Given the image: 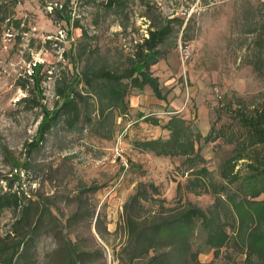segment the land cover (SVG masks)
<instances>
[{
	"label": "rangeland",
	"instance_id": "374dc122",
	"mask_svg": "<svg viewBox=\"0 0 264 264\" xmlns=\"http://www.w3.org/2000/svg\"><path fill=\"white\" fill-rule=\"evenodd\" d=\"M17 2L14 22H6L0 37L1 179L15 173L11 155L23 162L33 149L45 110L54 111L60 101L59 80L81 71L80 50L96 51L118 63L148 37L150 12L184 20L193 39L184 42L180 36L178 46L152 67L167 99H158L150 87L134 90L129 112L117 118L111 139L88 129L82 135L54 129L33 150L31 165L21 169L22 181L15 190L44 203V210L48 202L54 204L47 206L58 220L43 225L33 241L22 246L16 264H73L77 252L86 253L79 264H120L117 257L126 239L124 208L144 184L157 187L168 205L182 200L210 208L215 196L186 190L194 170L185 157H160L138 147L139 142L167 140V125L175 117L202 136L195 145L204 159L199 167H207L217 181L224 160L242 145L246 151L264 153L263 145H250L251 131L241 120L254 114L264 98V75L251 64L264 25V0H134L121 15L108 14L107 0ZM61 14H71L70 23L62 21ZM0 186L7 191L6 181ZM80 202L85 217L78 223L74 215ZM20 217L13 211L0 217V240L16 241L11 233ZM98 220L101 232L96 230ZM231 255L224 248L217 264H233ZM233 258L234 263L245 259ZM199 260L211 263L214 251L206 250Z\"/></svg>",
	"mask_w": 264,
	"mask_h": 264
},
{
	"label": "trees",
	"instance_id": "16d2710c",
	"mask_svg": "<svg viewBox=\"0 0 264 264\" xmlns=\"http://www.w3.org/2000/svg\"><path fill=\"white\" fill-rule=\"evenodd\" d=\"M132 1L107 0L106 11L109 15L125 14ZM17 4V0H0V37L6 22L9 25L14 22L12 13ZM60 18L70 23L71 14ZM150 19L148 37L143 38L131 54L119 57L118 63L96 51L87 54L80 50L77 57L83 63L81 71L59 80L56 94L60 101L54 111L45 110L40 134L31 145L33 149L28 150L27 158L21 162L4 149L6 155H11L15 173L12 177L0 178V183H7V191L0 186V217L6 211L20 212L21 217L11 233L16 241L0 240V264H16L22 246L33 241L43 225L51 226V222L58 220L48 207L54 204L48 202L44 210V203L27 198L23 189L15 190L16 184L22 181L21 169L31 165L33 150L47 141L52 130L82 135L88 129L101 138L111 139L117 118L129 112L128 98L134 90L150 87L158 99H167L152 67L178 46L180 36L184 42L193 38L189 36L190 27H185V21L180 18L167 19L150 12ZM259 31L251 64L255 72L264 75V25ZM35 101L34 106L39 107V102ZM254 112L242 115L241 120L251 131L250 145L264 146V98ZM167 128L170 131L167 140L139 142L138 147L160 157H185L189 170H194L186 190L211 193L216 201L207 210L182 200L168 205L153 184L141 185L124 208L122 229L126 239L117 257L120 264H203L199 256L206 250H213L215 254V260L209 264H217L224 248L232 251L228 259L233 264H264V153L246 151L242 145V150L239 147L224 160L217 181L207 167H199L204 159L196 152L195 145L202 136L194 134L178 117L173 118ZM182 188L180 185L179 190ZM147 204L158 208H147ZM84 213L80 202L75 221L81 223ZM96 230L101 232L99 220ZM85 255V252H77L73 264L82 262ZM234 256L245 259L234 263Z\"/></svg>",
	"mask_w": 264,
	"mask_h": 264
}]
</instances>
